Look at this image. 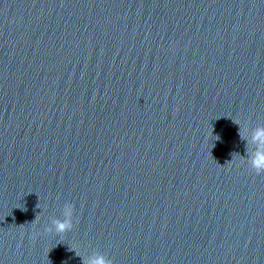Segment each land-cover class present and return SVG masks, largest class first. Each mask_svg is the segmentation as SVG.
Returning a JSON list of instances; mask_svg holds the SVG:
<instances>
[{
	"label": "water",
	"instance_id": "1",
	"mask_svg": "<svg viewBox=\"0 0 264 264\" xmlns=\"http://www.w3.org/2000/svg\"><path fill=\"white\" fill-rule=\"evenodd\" d=\"M260 129L264 0H0V264H264Z\"/></svg>",
	"mask_w": 264,
	"mask_h": 264
},
{
	"label": "clouds",
	"instance_id": "2",
	"mask_svg": "<svg viewBox=\"0 0 264 264\" xmlns=\"http://www.w3.org/2000/svg\"><path fill=\"white\" fill-rule=\"evenodd\" d=\"M257 141V152L253 158V167L256 168L257 172L264 171V129L257 131L256 137ZM65 215H71V208L65 210ZM70 227L67 222H56V229L58 232L66 231ZM88 264H108V262L102 257L97 256L91 259Z\"/></svg>",
	"mask_w": 264,
	"mask_h": 264
}]
</instances>
